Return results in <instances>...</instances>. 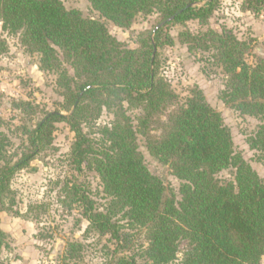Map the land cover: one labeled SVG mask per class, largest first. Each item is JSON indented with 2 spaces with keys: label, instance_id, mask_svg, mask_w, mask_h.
I'll list each match as a JSON object with an SVG mask.
<instances>
[{
  "label": "trees",
  "instance_id": "obj_1",
  "mask_svg": "<svg viewBox=\"0 0 264 264\" xmlns=\"http://www.w3.org/2000/svg\"><path fill=\"white\" fill-rule=\"evenodd\" d=\"M89 1L121 28H129L138 15L155 11L161 13L156 27L164 24L156 31V27L141 31L139 47L128 48L104 22L67 9L63 0H0L3 28L20 33L27 51L40 55L42 70L59 74L66 108L71 110L68 115L46 112L35 127H25L21 151H10L12 139L0 129V210L15 212L13 177L45 147L54 124L64 121L76 136L73 155L78 168L86 162L96 170L108 198L100 209L85 192L78 195L89 228L109 234L122 248L131 242L132 231H145L147 245L142 251L120 256L115 264H141L137 256L144 264H171L184 241L189 247L181 264H261L264 178L237 151L231 129L203 90L192 87L181 101L160 71L158 49L174 43L167 25L206 22L219 0ZM179 36L190 51L210 52V64L223 70V102L260 120L248 142L264 163V54L256 51V60L250 63V44L226 29L187 30ZM6 49V41L0 40V52ZM15 105L23 111L31 107L27 101ZM104 108L114 119L98 128L100 138L95 142L84 125L93 126ZM156 130L159 135L153 134ZM139 135L149 154L181 181L178 190L150 170ZM226 171L229 177L222 176ZM5 235L0 226V252ZM81 249L78 242L68 243V257L75 259Z\"/></svg>",
  "mask_w": 264,
  "mask_h": 264
},
{
  "label": "rangeland",
  "instance_id": "obj_2",
  "mask_svg": "<svg viewBox=\"0 0 264 264\" xmlns=\"http://www.w3.org/2000/svg\"><path fill=\"white\" fill-rule=\"evenodd\" d=\"M63 2L67 9H77L84 17L104 22L110 33L128 48L139 47L140 32L154 29L161 20V13L155 11L138 15L129 28H121L101 16L89 0ZM208 28L219 32L229 30L239 40L248 42L251 52L247 59L254 63L256 51L264 54V0H219L206 22L189 20L168 24L165 30L174 43L158 49L160 71L181 101L190 95L192 87L201 88L207 101L222 114L231 129L237 151L264 178V163L248 142L260 120L243 115L223 102L221 91L225 88L226 75L220 67L210 64V52L190 51L188 45L180 41L183 31L198 33ZM0 40L7 44L6 51L0 52V129L11 137L10 151L15 152L22 150L25 127H35L46 112L60 111L68 115L71 110L66 108L64 89L58 84L59 74L42 70L40 55L28 52L20 33L6 31L1 21ZM64 67L70 75L74 74L69 64L65 63ZM20 101L29 102L31 107L21 110L15 105ZM113 119V113L104 108L93 126L84 125V131L98 142V128L109 125ZM153 134L159 135L160 130ZM75 140V133L66 122H56L45 147L29 167L19 170L13 177L15 212L0 210V226L6 233L0 264H115L118 257L138 255L147 245L145 231H132L131 242L122 248L109 234L100 235L89 228L83 215L85 204L78 201V195L85 192L100 209L105 207L108 198L99 173L86 162L78 168L73 155ZM138 141L150 170L160 175L169 188L178 190L181 181L171 174L168 166L149 154L142 136L139 135ZM222 176L230 174L226 171ZM70 242L82 246L75 259L68 257ZM188 247L187 241L182 242L177 259L171 264H181ZM137 258L139 263H145L139 256ZM261 264H264V257Z\"/></svg>",
  "mask_w": 264,
  "mask_h": 264
},
{
  "label": "water",
  "instance_id": "obj_3",
  "mask_svg": "<svg viewBox=\"0 0 264 264\" xmlns=\"http://www.w3.org/2000/svg\"><path fill=\"white\" fill-rule=\"evenodd\" d=\"M172 18H170L169 20H171ZM162 24H164V22L163 23H161L160 25H158V27H156V29H155V31L157 30V28H159Z\"/></svg>",
  "mask_w": 264,
  "mask_h": 264
}]
</instances>
